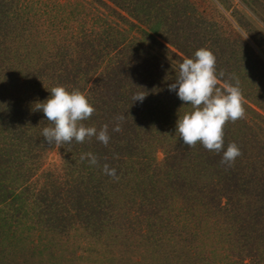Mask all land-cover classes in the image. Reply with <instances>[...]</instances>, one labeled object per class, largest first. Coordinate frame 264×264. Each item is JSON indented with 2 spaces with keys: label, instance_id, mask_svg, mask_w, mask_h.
I'll return each instance as SVG.
<instances>
[{
  "label": "trees",
  "instance_id": "obj_1",
  "mask_svg": "<svg viewBox=\"0 0 264 264\" xmlns=\"http://www.w3.org/2000/svg\"><path fill=\"white\" fill-rule=\"evenodd\" d=\"M212 25L191 0H0V258L25 250L12 231L25 218L63 246L75 232L102 240L94 264H264V61ZM200 47L214 52L221 85L246 78V115L224 128L225 148L242 152L232 166L176 132L191 106L168 85ZM57 84L89 96L96 111L84 123L107 124V146L44 140L51 125L33 109ZM89 152L97 165L81 160Z\"/></svg>",
  "mask_w": 264,
  "mask_h": 264
},
{
  "label": "clouds",
  "instance_id": "obj_2",
  "mask_svg": "<svg viewBox=\"0 0 264 264\" xmlns=\"http://www.w3.org/2000/svg\"><path fill=\"white\" fill-rule=\"evenodd\" d=\"M225 73L217 72V60L214 52L208 47L195 50L192 57H184L178 66L175 81L168 87L175 91L182 105H190L176 120V132L182 143L191 148L198 143L206 150L221 153V163L232 166L237 157L242 155L236 142H230L225 148L224 128L228 122H236L246 115L244 96L239 86L238 78L232 77L221 85ZM50 95L44 101L35 103V111H42L51 126L42 129V136L47 143L62 145L83 143L86 139L96 137L105 146L110 140L108 125L104 124L98 130L88 126V120L96 111L89 96L80 89L69 90L63 84H57L50 90ZM147 93L134 94L133 102H142ZM118 117L117 121H122ZM120 132L117 122L112 129ZM88 158L91 165L98 164V158L93 153H84L81 160ZM102 171L118 179L116 170L108 164L102 166Z\"/></svg>",
  "mask_w": 264,
  "mask_h": 264
},
{
  "label": "rangeland",
  "instance_id": "obj_3",
  "mask_svg": "<svg viewBox=\"0 0 264 264\" xmlns=\"http://www.w3.org/2000/svg\"><path fill=\"white\" fill-rule=\"evenodd\" d=\"M191 1L198 12L209 23L213 24L211 28L215 33H222L223 38L226 40L243 37L264 61V56L258 48L261 46L264 50V0H262V5L254 4L253 0ZM87 12L90 11L88 10ZM124 26L126 29H130L129 25L126 24ZM131 32L132 30L130 29V33ZM253 39H255V41H253ZM225 44L227 46V43H224V45ZM255 57L256 56H253V54H242V66L244 64L248 66V64H250V60L253 65V59L255 60ZM245 85L246 78L244 77L243 81L239 84L243 92L246 91ZM253 96L257 97V93L254 91ZM156 157L157 159H161L163 155L161 152H158ZM45 160L47 163L46 165L49 167L58 164L60 162V156L57 149L54 148L49 150L46 153ZM16 227L19 228L18 235L20 234L21 238H23L20 240L22 243L21 245H25L24 247L26 248L21 252L18 251L16 255H7V259H5L6 257L0 258V264H94V261H97L100 257L94 253L93 248H105L102 245V240H98V242H96L95 240H91L89 237L85 236V234L79 232H75L73 235L71 234V236H69V241H67L65 246H63V243L57 242L58 239L53 235L51 236L49 234L48 236L45 232L36 230L30 220L25 218H21L17 224H14L12 231H14ZM3 233L7 235V238H9L11 234V232L6 233L5 231ZM108 241L109 239L106 242L108 243ZM110 242L111 241H109V243ZM3 243L5 244L6 241ZM56 243L62 244L60 249L58 248V252L52 249L54 245L57 248L58 244ZM116 243L117 241L112 242L113 245H116ZM45 244L46 246H44ZM31 246H33V248H27ZM117 247L120 248L119 246ZM113 248L115 249L116 247L113 246ZM118 252L119 250H116V253ZM6 253L9 254V251ZM102 257L106 258L104 255ZM102 261L103 259L100 262Z\"/></svg>",
  "mask_w": 264,
  "mask_h": 264
}]
</instances>
